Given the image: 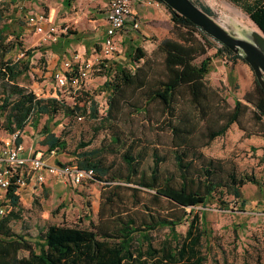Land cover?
Returning <instances> with one entry per match:
<instances>
[{
  "label": "rangeland",
  "instance_id": "obj_1",
  "mask_svg": "<svg viewBox=\"0 0 264 264\" xmlns=\"http://www.w3.org/2000/svg\"><path fill=\"white\" fill-rule=\"evenodd\" d=\"M202 9H207L212 18L233 36L245 38L253 32L261 33L249 16L229 0H192ZM99 0H0V11L3 21L0 28L7 23L11 26L8 43L16 41V33L21 30L20 43L22 48L14 50L8 57L17 61L23 52L37 49L30 60L29 76L20 85L26 86L38 98L49 99L58 96L68 106L74 107L78 101L85 108V114L64 117L63 114L48 124L47 117L40 120L37 127L31 124L24 129V138L28 144H35L39 151L47 156L45 140V125H49L52 133L66 143V148L56 151V163L77 165V156L94 150L101 151V159L108 174L103 180L85 181L81 185H73L63 179L48 178L40 185L33 182L29 189L19 194L20 211L16 214L19 220L11 222L14 233L23 235L31 241H36L50 226H66L91 229L100 221V213L111 211L119 214L128 213L137 219L148 215L168 220H180L185 215L184 222L176 227L180 243L189 229L194 216H204L206 236L201 242V254L204 264H264V93L258 90V83L251 67L242 60L233 65L226 58H217L216 48L208 50L207 54L198 58L196 64L207 57L212 58V70L205 81L209 87V106L216 114L232 111L234 99L239 100L248 110L241 120L240 127L233 124L225 136L215 139L201 150L207 157L222 160L233 165L240 175H249L258 184L249 183L242 188L243 202L220 193L215 195L206 205L184 209L165 198L155 199V192L140 188L139 178L135 177L128 184L122 178L128 176L123 155L127 146H133L132 154L137 159L141 154L138 171H146L147 175L153 166V152L156 149L166 157L161 165L163 182L172 178L171 186L179 187L177 170L173 152L170 148V135L160 131L158 122L164 120L161 110L156 104L149 107L147 115H136L129 119V107L120 120H106L108 95L101 89L107 81L101 71H95L85 81L84 88L78 93L66 90L58 91L51 78L49 70L51 54L57 45L63 48L70 44H88L93 49H99L105 36V9ZM33 15L44 16L47 19L46 29L54 27L57 31L59 44L44 43L41 36L30 25L29 18ZM132 27V23L130 22ZM157 26L159 32H152V26ZM142 24L138 30L123 31L120 35H130L131 39L119 44L122 59L111 65L134 68L129 54L132 50L141 49L146 59L154 61V76L162 71L163 55L158 52L161 41L167 38L178 40L173 30L172 21L167 28L163 23ZM127 27V26H126ZM143 31V34L140 33ZM15 32V33H14ZM129 33V34H128ZM18 41V40H17ZM216 47H220L216 44ZM97 49V51H98ZM88 55V54H87ZM100 55L93 58V61ZM61 59H64L62 57ZM86 59L88 57L86 56ZM90 59V58H89ZM63 61V60H62ZM92 61V59H91ZM57 62L55 70L60 68ZM143 61L138 64L142 65ZM230 74L235 79L229 80ZM87 95V96H85ZM97 109V118H93V109ZM178 113L192 108L190 95L182 89L176 104ZM254 113L262 116L260 123L254 118ZM82 120H79V118ZM57 123V125H54ZM1 126H4L1 122ZM213 128L209 122L202 124V130L208 132ZM23 132V131H22ZM6 132L0 130V138ZM115 138H120L118 144ZM126 143V147L123 146ZM136 159V160H137ZM54 161V158L51 159ZM28 185V180H27ZM119 186V189H116ZM27 187V186H26ZM25 187V188H26ZM115 194L112 206L105 205L106 199ZM221 196V198H220ZM221 199L226 205L217 200ZM139 220V221H140ZM204 227L202 226V229ZM155 246H159L168 238L170 230L158 229L151 233ZM173 244L176 245L175 241ZM27 256V253L22 254Z\"/></svg>",
  "mask_w": 264,
  "mask_h": 264
},
{
  "label": "trees",
  "instance_id": "obj_2",
  "mask_svg": "<svg viewBox=\"0 0 264 264\" xmlns=\"http://www.w3.org/2000/svg\"><path fill=\"white\" fill-rule=\"evenodd\" d=\"M153 1L167 9L174 32L178 35L180 31L178 40L167 38L158 46V52L163 55L161 73L159 76H154L155 62L146 59L145 53L138 48L129 54L130 61L135 65L134 68L103 67L101 74L107 77V81L101 91L108 95L106 120L122 119L128 107L129 119L136 115H147L149 107L153 104L159 107L164 120L157 124L160 126V131L170 135V148L180 186H171L172 178L163 182L161 165L166 161V157L160 155L156 149L152 154L153 166L149 175L146 171L139 172L138 166L141 164L139 159L142 156L137 155L138 159L133 156V146H127L126 143H123L124 147L127 146L123 161L127 166L128 176L122 180L130 184L135 177H138L140 188L154 191L156 200L165 198L184 209L204 206L211 199L214 200L218 193L227 194L243 202L242 188L249 183L258 184L257 180L249 175L238 174L235 167L228 162L207 158L201 150L215 139L225 136L233 124L240 127L248 107L234 99L232 111L223 114L212 111L209 106L210 90L205 81L212 70V58L207 57L199 64H196V61L212 48L217 50L215 57L226 58L233 65L238 60H244L186 18L179 17L158 0ZM229 1L241 8L264 34V0ZM204 11L211 15L206 8ZM1 21H3V12L0 11ZM10 29L11 26L7 23L0 28V130L13 134L16 131H24L29 123L32 127H37L43 117H48L49 124L59 114H63L66 118L85 114V108L79 105L81 101L70 107L56 98H38L26 86L20 85L21 81L29 76L30 60L37 49L23 52V57L17 61L9 58L14 50L22 48L19 41L21 30L16 33V41L7 42ZM216 44L220 47H216ZM141 61L143 63L138 67ZM229 80L234 82L237 89L232 74ZM182 89L190 95L192 108L178 113L176 104ZM258 90L264 93L259 85ZM97 114V109L94 108L93 118L96 119ZM254 118L260 123L263 117L254 113ZM1 122L4 126H1ZM206 122L213 126L207 133L202 130V124ZM48 124L44 127L46 137L42 145L47 146L49 151L64 150L66 143L52 133ZM119 142L120 138H115L114 143ZM76 156L79 168L94 171L93 180L102 181L108 174L100 150ZM119 188L116 186V189ZM115 196L112 194L108 197L105 205L112 206ZM217 201L226 205L221 199ZM7 206V214L0 219V264H204L205 262L201 254V242L206 236L204 216L201 218L194 216L191 219L182 243L179 242L176 227L184 222L186 215L180 220H168L153 215L140 220L128 213L119 214L111 211L105 214L104 207L99 216V223L92 225L91 229L53 225L36 241H31L11 229V222L20 218L16 214V211L21 209L17 187L13 186L9 189ZM164 228L170 230L171 239L168 238L157 247L152 241L151 233ZM24 253H27V256H22Z\"/></svg>",
  "mask_w": 264,
  "mask_h": 264
},
{
  "label": "built area",
  "instance_id": "obj_3",
  "mask_svg": "<svg viewBox=\"0 0 264 264\" xmlns=\"http://www.w3.org/2000/svg\"><path fill=\"white\" fill-rule=\"evenodd\" d=\"M106 4L107 28L100 55L93 61L83 60L76 53L70 59L64 60L58 70L51 73V78L58 91L66 90L78 93L83 90L85 81L95 71L114 65L122 59L119 50L118 37L127 24L138 30L140 21L133 15L132 0H101ZM153 1V0H152ZM30 25L41 36L44 43L58 42L57 31L54 27L46 29L47 19L44 16L33 15L29 18ZM23 57V56H22ZM58 99V96L55 97ZM82 120V118H79ZM22 131L10 134L7 141L0 145V219L7 214V196L11 187H17L19 192L27 186V180L34 178L42 185L48 178H58L73 185H81L94 179L93 170H84L75 164H51L45 155L36 153L33 157H25ZM56 150H47L48 157H54Z\"/></svg>",
  "mask_w": 264,
  "mask_h": 264
},
{
  "label": "water",
  "instance_id": "obj_4",
  "mask_svg": "<svg viewBox=\"0 0 264 264\" xmlns=\"http://www.w3.org/2000/svg\"><path fill=\"white\" fill-rule=\"evenodd\" d=\"M158 1L240 56L251 67L258 85L264 91V34L261 31L253 32L245 38H238L225 30L192 0Z\"/></svg>",
  "mask_w": 264,
  "mask_h": 264
},
{
  "label": "crops",
  "instance_id": "obj_5",
  "mask_svg": "<svg viewBox=\"0 0 264 264\" xmlns=\"http://www.w3.org/2000/svg\"><path fill=\"white\" fill-rule=\"evenodd\" d=\"M99 1H100L99 3L105 9L104 23H105V31H106V28H107V20H106L107 9H106V4L103 1H101V0H99ZM132 11H133V15L143 25L146 24V23H151L153 25H155V23H163L165 28H167L168 22L171 21V16L168 13L167 9L164 6H162L161 4H159V3L155 2V1H152V0H132ZM152 27H153L152 28L153 29L152 32H159V29H158V27L156 25L152 26ZM131 28H132L131 25L127 24V27L125 28V30L130 33L131 32ZM140 33L143 34V31L140 32ZM123 35H124V37H122V35H119V37L117 39L118 44H123V41L125 42L127 39L128 40L131 39L130 35H125V34H123ZM104 37H103V39H104ZM57 43L59 44V41ZM102 43L103 42L101 41L99 49L97 47L98 51H97V49L91 48L86 43L83 44V45L82 44H80V45L70 44L66 48H63L62 47L63 45H57L55 50L51 54V61L49 62V68L48 69L52 70V72H53L55 70V68H56L57 62L61 61V63H62L64 60L72 58V56L75 55L76 53H78L83 58V60H90L91 61V59L93 60V58L96 57L98 55V53H100ZM86 56L88 57V59H86ZM62 57H64V59H61ZM111 67L112 66L109 65L106 68L110 69ZM47 119H48V117H47ZM9 137H10V134L6 133L5 137L0 138V145L3 142L7 141L9 139ZM23 138H24V131H23V134H22V138L19 140V142L23 143V145H24L25 153L23 155L25 157H33L36 153H42L44 155L43 151H39L38 148L35 146V144H32V143L28 144L25 141L23 142L22 141ZM56 155H57V153H56ZM56 155L54 157H49L48 158V160H49V162L51 164H58V163L55 162L56 158H57ZM53 158H54V161L52 162L51 159H53ZM33 182H35V179L34 178H29L27 187L24 188V189H21L18 192V195L20 193H22L23 191L29 189Z\"/></svg>",
  "mask_w": 264,
  "mask_h": 264
}]
</instances>
